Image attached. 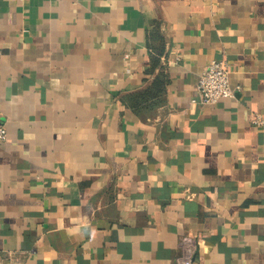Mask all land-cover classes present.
Here are the masks:
<instances>
[{"label": "crops", "instance_id": "0c3cea01", "mask_svg": "<svg viewBox=\"0 0 264 264\" xmlns=\"http://www.w3.org/2000/svg\"><path fill=\"white\" fill-rule=\"evenodd\" d=\"M257 117L264 0H0V264H264Z\"/></svg>", "mask_w": 264, "mask_h": 264}, {"label": "built area", "instance_id": "2783aa9c", "mask_svg": "<svg viewBox=\"0 0 264 264\" xmlns=\"http://www.w3.org/2000/svg\"><path fill=\"white\" fill-rule=\"evenodd\" d=\"M197 94L201 104H214L220 99L232 97L234 90L229 82V67L224 60H211L201 72L197 81ZM256 125H263L264 118L254 119ZM6 138V129L0 122V140ZM180 254L178 264H193V255L197 248V242L190 236H184L178 242Z\"/></svg>", "mask_w": 264, "mask_h": 264}]
</instances>
